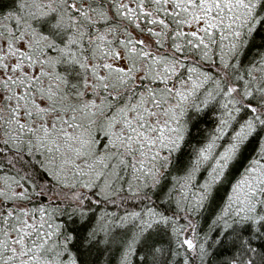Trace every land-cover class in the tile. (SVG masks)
I'll list each match as a JSON object with an SVG mask.
<instances>
[{"label": "snow or ice", "instance_id": "6c2138e0", "mask_svg": "<svg viewBox=\"0 0 264 264\" xmlns=\"http://www.w3.org/2000/svg\"><path fill=\"white\" fill-rule=\"evenodd\" d=\"M0 146V264H264V0H12Z\"/></svg>", "mask_w": 264, "mask_h": 264}, {"label": "trees", "instance_id": "16d2710c", "mask_svg": "<svg viewBox=\"0 0 264 264\" xmlns=\"http://www.w3.org/2000/svg\"><path fill=\"white\" fill-rule=\"evenodd\" d=\"M12 3V0H0V9H7L8 6ZM101 27H103V24L100 25ZM259 43V41L257 42ZM214 120L212 118L211 115V111L208 112V114L204 117V119H202L199 124H198V131H199V135L196 137V139L194 141H192V143H200L202 142V139L204 137H206L209 134V130L212 129L214 127ZM2 147V146H0ZM3 153H0V156H2ZM6 163V161H5ZM197 219H199L201 221V225L199 227V231L201 233H203L206 228H207V224L210 221L211 217L210 215H206V216H202V217H198ZM235 249L232 250H217L215 255H212L210 257V264H219V262L229 256H232L234 253ZM115 257H112V260H114ZM106 259L105 257H101V260Z\"/></svg>", "mask_w": 264, "mask_h": 264}]
</instances>
